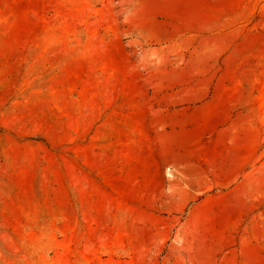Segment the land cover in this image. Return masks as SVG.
I'll return each mask as SVG.
<instances>
[{
	"label": "rangeland",
	"instance_id": "rangeland-1",
	"mask_svg": "<svg viewBox=\"0 0 264 264\" xmlns=\"http://www.w3.org/2000/svg\"><path fill=\"white\" fill-rule=\"evenodd\" d=\"M0 264H264V0H0Z\"/></svg>",
	"mask_w": 264,
	"mask_h": 264
}]
</instances>
